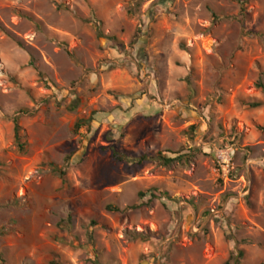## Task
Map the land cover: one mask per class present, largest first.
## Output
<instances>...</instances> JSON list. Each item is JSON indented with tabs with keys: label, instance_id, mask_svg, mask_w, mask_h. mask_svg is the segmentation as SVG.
Segmentation results:
<instances>
[{
	"label": "rangeland",
	"instance_id": "obj_1",
	"mask_svg": "<svg viewBox=\"0 0 264 264\" xmlns=\"http://www.w3.org/2000/svg\"><path fill=\"white\" fill-rule=\"evenodd\" d=\"M263 76L264 0H0V264H264Z\"/></svg>",
	"mask_w": 264,
	"mask_h": 264
},
{
	"label": "trees",
	"instance_id": "obj_2",
	"mask_svg": "<svg viewBox=\"0 0 264 264\" xmlns=\"http://www.w3.org/2000/svg\"><path fill=\"white\" fill-rule=\"evenodd\" d=\"M234 1L238 2L239 0H234ZM258 88L260 89L261 93L264 95V76L262 77V79H260V81L258 83ZM261 106H262V104H260V103H255V104L251 105L252 108H259ZM18 119L19 118H14V120H13V123H14V143H15V146H16L18 152L23 154V153H25L26 143L24 142V137L21 135V132H20L21 129L18 125ZM80 128H81V124H76V126H75L76 131L79 130ZM112 157L117 162H122L126 159L124 156L117 154L116 152L112 153ZM173 161L174 160L163 158L161 154H157L156 156H153V157L143 156V157L139 158V162H151V163L160 164L163 166H168ZM58 176L63 181L65 173L59 172ZM108 211L118 212V210L111 209V208H108ZM242 258H243V253L240 251L235 256H231L224 264H240V260Z\"/></svg>",
	"mask_w": 264,
	"mask_h": 264
}]
</instances>
